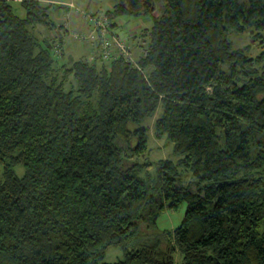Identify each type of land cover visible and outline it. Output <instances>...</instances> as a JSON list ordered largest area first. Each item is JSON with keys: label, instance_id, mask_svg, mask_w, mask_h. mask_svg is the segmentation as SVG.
<instances>
[{"label": "trees", "instance_id": "obj_1", "mask_svg": "<svg viewBox=\"0 0 264 264\" xmlns=\"http://www.w3.org/2000/svg\"><path fill=\"white\" fill-rule=\"evenodd\" d=\"M10 1L0 0V264H109L111 246L121 257L110 264H264V49L251 56L228 38H261L264 0H158L157 16L154 0H116L112 23L152 19L127 37L145 43V76L121 59L60 63L62 36L39 30L56 27L48 10L59 6L17 0L18 17ZM153 118L172 156L155 162ZM183 203L180 224L158 231Z\"/></svg>", "mask_w": 264, "mask_h": 264}, {"label": "rangeland", "instance_id": "obj_2", "mask_svg": "<svg viewBox=\"0 0 264 264\" xmlns=\"http://www.w3.org/2000/svg\"><path fill=\"white\" fill-rule=\"evenodd\" d=\"M45 5L55 4L58 9L53 10L52 6L48 10L49 19L55 24L56 27L52 29V31L48 30L45 27H41L39 30L43 35L54 36L59 33L63 38L64 43V55L62 58H59L60 63H69L74 60H77L83 55L87 57L91 52H94L93 47L89 42L79 41L71 36V32L76 27H84L82 23H85L86 19L81 18L83 13H89L92 15H100L104 14L107 10L111 9L112 6L116 3V0H45ZM73 4L80 12L81 15H75L72 12H69L70 19L68 21V25L66 28H59L64 20L61 17L62 11H65L63 8V4ZM11 6V10L14 15L18 17H24L25 10L22 7L21 3L17 0H13L9 2ZM153 5L155 7L154 16L158 15L159 1L154 0ZM122 26L117 28V32L125 33L127 36L129 35H138L142 30L149 29L152 25V19L150 16H130L126 14H122L120 18L117 19ZM87 22V20H86ZM83 25V26H82ZM86 27V26H85ZM84 27V29H85ZM228 38L234 48H245L247 54L254 56L264 49V32L261 33V38H257L256 40L252 38L251 31L246 30L243 33L230 32L228 34ZM128 42H130V38H126ZM139 41H133L132 44H136L133 46L132 50L134 54L137 56L139 52ZM262 42V43H261ZM137 47V48H136ZM88 48V49H87ZM155 118V117H154ZM153 119L146 121V125L148 127V146L149 153L147 157L149 160L155 162L159 159L171 158V145L168 144L165 140L160 139L156 140L153 134ZM17 175H22L23 169L21 166H17L14 168ZM153 173L152 170H150ZM1 174V168H0ZM190 175L185 174L181 176V182L183 186L190 185ZM185 210V204L183 203L176 213L164 212L162 213L156 222V228L158 231L162 230H172L176 226L180 224L183 218ZM144 229V227L142 228ZM145 233L150 232L151 230H143ZM121 257V251L114 246L108 247L105 251L104 262L113 263L117 258ZM177 258V254L175 255V259ZM179 261V258H177Z\"/></svg>", "mask_w": 264, "mask_h": 264}, {"label": "built area", "instance_id": "obj_3", "mask_svg": "<svg viewBox=\"0 0 264 264\" xmlns=\"http://www.w3.org/2000/svg\"><path fill=\"white\" fill-rule=\"evenodd\" d=\"M65 11H62L61 17L64 20L60 28H66L70 19L69 12L75 15H81L79 10L71 3L63 4ZM81 18L86 19L85 23H82L85 27H76L71 36L79 41L89 42L94 49L88 56L89 61H93L99 58L105 62L121 59L128 63L131 67L137 69L145 76L144 70L139 65L138 60L146 56V49L144 48V42L139 43V52L137 56L132 50V45L127 39L121 37L117 32V28L122 24L117 21L112 23L105 14L92 15L89 13H83ZM82 25V26H83ZM56 35H59L57 33ZM132 36V35H131ZM137 48V47H136Z\"/></svg>", "mask_w": 264, "mask_h": 264}, {"label": "crops", "instance_id": "obj_4", "mask_svg": "<svg viewBox=\"0 0 264 264\" xmlns=\"http://www.w3.org/2000/svg\"><path fill=\"white\" fill-rule=\"evenodd\" d=\"M116 32H117V30H116ZM118 33V32H117ZM121 37H123V38H127L128 36L125 34V33H120V31H119V33H118ZM88 49V48H87Z\"/></svg>", "mask_w": 264, "mask_h": 264}]
</instances>
